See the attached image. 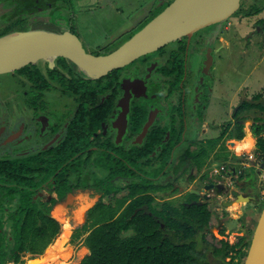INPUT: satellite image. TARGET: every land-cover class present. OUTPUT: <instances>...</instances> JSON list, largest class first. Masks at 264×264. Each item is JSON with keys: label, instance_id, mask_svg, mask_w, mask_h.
Returning <instances> with one entry per match:
<instances>
[{"label": "flooded vegetation", "instance_id": "1", "mask_svg": "<svg viewBox=\"0 0 264 264\" xmlns=\"http://www.w3.org/2000/svg\"><path fill=\"white\" fill-rule=\"evenodd\" d=\"M45 2L12 0L0 5L8 12L0 28L26 16L41 22V26L32 23L31 28L76 34L71 25L55 27L58 20L49 17L52 7ZM248 11L241 18L250 26L244 34L226 38L235 26L232 20L207 26L96 79L82 77L62 57L12 71L22 85L14 90L18 97L12 101H5L0 93V264H30L54 240L34 248V230L21 232L27 212L58 222L54 236L62 232L49 252L59 249L70 232L56 219L65 215L70 204L63 200L80 199L76 213L81 218L84 210L80 208L93 197L83 223L76 226L84 235L99 224L90 227V215L111 207L112 219L126 212L136 215L143 228L150 225L160 242L188 248L187 264L243 263L253 230L239 229V235L231 239L234 230L226 228V212L243 203L250 211L251 203L264 201L256 178L264 171L259 168L264 156L255 152L250 167L243 171L238 165L250 160L237 162L231 145L242 122L250 120L252 128L258 117L264 127V112L255 108L257 93L245 97L234 83L224 86L219 65L233 55L226 48L237 39L245 41L258 31L264 35V27L248 23ZM244 87L248 91L249 86ZM215 130L216 136L211 134ZM213 142L211 161L218 165L216 171L209 155H201L206 148L209 153ZM252 143L248 133L233 146L246 151ZM191 150H195L192 155ZM6 168L14 170L12 175H6ZM135 184L137 191L131 194ZM188 193L193 200L184 197ZM125 232L131 235L135 230L129 227ZM26 253L29 260L24 259ZM60 254L59 259L57 254L48 257L54 260L50 264H65ZM46 258L45 253L40 262Z\"/></svg>", "mask_w": 264, "mask_h": 264}, {"label": "rangeland", "instance_id": "2", "mask_svg": "<svg viewBox=\"0 0 264 264\" xmlns=\"http://www.w3.org/2000/svg\"><path fill=\"white\" fill-rule=\"evenodd\" d=\"M11 1L12 0H0V5H8ZM170 1L172 0H46L45 5L52 7V13L49 17L58 20V24L55 25V27H68L71 25L72 29L76 31V34H78L88 52L92 51V49H98L99 51L102 50V52L105 53L107 50L110 51L116 49L123 42L129 39L135 31L141 29L153 16L162 11ZM263 6L264 0H241V8L229 18L235 26H232L227 31L226 38H235L237 34L241 35L249 30L250 26L243 19H241L246 16L245 11L248 10L253 12L252 14H247V16H250L251 18V22L248 21V23H256L260 28H263ZM6 11L7 10H2V8L0 9V15H3L1 16L0 24L6 23L5 16L8 13ZM37 19L38 18H36V21H30V19L25 16L23 19L15 20L9 25L1 27L0 32L1 30H8L9 28H13V30H24V28L25 30H29L33 27V25L41 26L39 24L41 22ZM242 21L245 23V27L243 26ZM240 28L242 31L238 33ZM258 32L259 33H255L253 36H249L247 39L242 37L245 41L249 40V43L238 39L233 42L228 48H226L228 53L232 52L233 55L225 57L219 65V71L225 77L226 84L224 86L229 84L230 86H233L234 83V86L240 90V95L245 97L250 96L253 92L264 98V43L261 45V43L264 42V35L260 31ZM16 74V71L12 73L7 72L0 74V93H2L5 101H12L13 98L18 97L14 90L22 85V83L15 79ZM244 86H249L248 91ZM260 97L257 102L260 101L264 105V99H261ZM258 113L261 112L258 111ZM242 123L243 127L248 126L251 130V127L249 126L250 120ZM217 133V130H215L211 134L216 136ZM252 135L255 136V133L253 132ZM214 146L215 144L213 142L210 144V148L208 150H211ZM231 146L233 147V143ZM206 150L207 148L202 151L201 155H207L208 152ZM193 151L191 150L189 154L192 155ZM238 152H240V150ZM216 166L218 167V165ZM212 167L213 165H211V168ZM184 170H186L185 166ZM256 178L262 191L261 197L264 199V171L262 174H258ZM82 197L88 198L86 196ZM184 197L191 200L194 195L188 193ZM44 199H46V197H44ZM89 200H91L90 204L86 208L85 206L80 208L84 210L81 218L78 217L79 211L76 213V210L81 202L80 199L79 202L75 201L74 203L65 199L63 200V203L70 204L67 209H65V215L60 218L56 217V219L59 221L61 226L64 225V227H69L70 232L64 236L62 241H60L59 249L47 252L48 247L53 244L54 240L61 234L62 231L59 235L54 236L52 243L43 251L42 254L38 256V258H36L37 262L44 261L42 258L45 253L47 258L45 259V262H42V264H50L53 262L54 260H51L48 257H53L57 254L62 245H64V249L60 254V259L65 262V264H79L82 258L89 254L90 251L88 247L81 243L84 234H82V232L78 230V227H76L83 223L86 209L95 202L94 197ZM246 205L247 204L243 203L237 205L238 207H236L234 204L230 207L231 209L229 212H226V228L229 231L234 230L233 233L230 234L231 239L239 235V229L253 230L257 217L264 205V201L260 202V205L259 203H251L249 208L250 211H247L248 208ZM111 213H113V208L106 207L100 212L95 213L94 216L90 215L89 219H92L90 221V227L92 226V223L97 222L99 218L107 217ZM229 217L232 221H229ZM36 222L40 223V218H36ZM72 226L74 228L76 227L77 230L75 229L76 231H73ZM213 230H216V228ZM75 232H78L81 235L75 236L74 238L73 234ZM123 235L126 236L128 234L125 232ZM33 244L36 250L40 249L45 245L44 238L37 239ZM24 257L25 260H29L30 254L26 253ZM56 257L59 259L58 255Z\"/></svg>", "mask_w": 264, "mask_h": 264}, {"label": "water", "instance_id": "3", "mask_svg": "<svg viewBox=\"0 0 264 264\" xmlns=\"http://www.w3.org/2000/svg\"><path fill=\"white\" fill-rule=\"evenodd\" d=\"M240 1L172 0L129 39L103 55L87 52L78 36L68 30L31 28L11 31L0 36V74L38 60L54 61L63 57L76 66L82 77L96 79L180 37L227 21L239 9ZM259 168H264V162ZM242 264H264V205Z\"/></svg>", "mask_w": 264, "mask_h": 264}, {"label": "trees", "instance_id": "4", "mask_svg": "<svg viewBox=\"0 0 264 264\" xmlns=\"http://www.w3.org/2000/svg\"><path fill=\"white\" fill-rule=\"evenodd\" d=\"M252 11H248L247 14H252ZM13 30H1L0 36ZM25 30V29H24ZM63 59V57L61 58ZM28 65L18 68V70L25 69ZM259 99L260 95H255ZM255 108L258 111L264 112V105L258 101L255 104ZM259 121L256 126H252V133H255L257 137L256 141V154L261 157L264 156V127L263 121L260 118H256ZM243 124L238 125L235 138L238 140L244 137ZM8 172L7 176L12 175L13 169L6 168ZM138 185L131 186V194L137 191ZM99 206H102L99 204ZM115 214V210L107 217L98 219L96 226L88 230L83 236L81 243L86 245L89 249V254L84 256L79 264H187V259L190 257L188 248L184 245H177L175 243L164 240L160 242L159 236L150 231V225L146 224L143 228L138 221L136 215L130 218L128 213H122L120 216L112 219ZM23 223V234H28L34 230L33 234L36 240L44 238L45 245L50 242L54 235L58 232L59 224L56 220L50 217H40V223L36 224V220L32 212H27ZM39 218V217H37ZM36 225V226H35ZM129 227H133L135 232L131 235L124 236L123 233L127 231ZM84 229H86L84 227ZM147 229V230H145ZM87 231V230H86ZM76 234L75 236H78ZM27 236V235H26ZM34 240V241H36ZM226 243V241H224ZM250 243V242H249ZM64 249V245L61 246L59 255ZM246 252L243 254L245 257ZM30 264H42L33 260Z\"/></svg>", "mask_w": 264, "mask_h": 264}, {"label": "crops", "instance_id": "5", "mask_svg": "<svg viewBox=\"0 0 264 264\" xmlns=\"http://www.w3.org/2000/svg\"><path fill=\"white\" fill-rule=\"evenodd\" d=\"M79 1V0H78ZM244 129H245V131H244ZM249 129V127L248 126H244L243 127V131H244V137H243V139L247 136V134L249 133L250 134V136L252 137V139H253V143H252V147H250L249 149H247L246 151H240V152H238V149L236 148V147H234L233 146V150L235 151V154H236V156H237V162L239 161V159L240 160H242L243 158H247L248 160H250V161H248V163L247 162H245V164H240V165H238V167L239 168H243V171H247V169H248V167H250V162L252 161V160H254L253 159V155H254V153H255V150H256V141H257V137H255V136H253L252 135V130H250ZM235 138V137H234ZM243 139H241V140H238V139H233V142H237V141H242ZM232 142V143H233ZM228 149H229V151H232V147L230 146V147H227ZM213 150L211 149V150H209V153L207 154V155H209V160H210V162L211 163H213L211 160L213 159V152H212ZM208 160V161H209ZM213 166L215 165V164H212ZM214 168V170L216 171V170H218V167L217 166H214L213 167Z\"/></svg>", "mask_w": 264, "mask_h": 264}, {"label": "bare ground", "instance_id": "6", "mask_svg": "<svg viewBox=\"0 0 264 264\" xmlns=\"http://www.w3.org/2000/svg\"><path fill=\"white\" fill-rule=\"evenodd\" d=\"M238 151H239V149H238ZM87 206H85V208H86ZM58 264V263H57ZM62 264V263H61ZM64 264V263H63Z\"/></svg>", "mask_w": 264, "mask_h": 264}, {"label": "clouds", "instance_id": "7", "mask_svg": "<svg viewBox=\"0 0 264 264\" xmlns=\"http://www.w3.org/2000/svg\"><path fill=\"white\" fill-rule=\"evenodd\" d=\"M229 20V19H228ZM243 160V159H242Z\"/></svg>", "mask_w": 264, "mask_h": 264}, {"label": "built area", "instance_id": "8", "mask_svg": "<svg viewBox=\"0 0 264 264\" xmlns=\"http://www.w3.org/2000/svg\"><path fill=\"white\" fill-rule=\"evenodd\" d=\"M229 23V22H228Z\"/></svg>", "mask_w": 264, "mask_h": 264}]
</instances>
